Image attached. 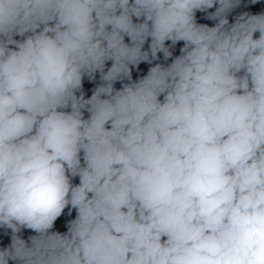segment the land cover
I'll use <instances>...</instances> for the list:
<instances>
[{
  "label": "clouds",
  "instance_id": "clouds-1",
  "mask_svg": "<svg viewBox=\"0 0 264 264\" xmlns=\"http://www.w3.org/2000/svg\"><path fill=\"white\" fill-rule=\"evenodd\" d=\"M0 264H264V0H0Z\"/></svg>",
  "mask_w": 264,
  "mask_h": 264
}]
</instances>
